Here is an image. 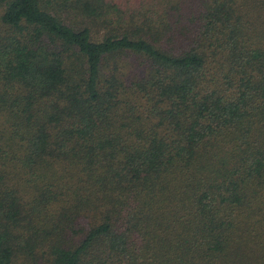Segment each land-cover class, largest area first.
<instances>
[{
	"label": "trees",
	"instance_id": "16d2710c",
	"mask_svg": "<svg viewBox=\"0 0 264 264\" xmlns=\"http://www.w3.org/2000/svg\"><path fill=\"white\" fill-rule=\"evenodd\" d=\"M0 264H264V0H0Z\"/></svg>",
	"mask_w": 264,
	"mask_h": 264
}]
</instances>
